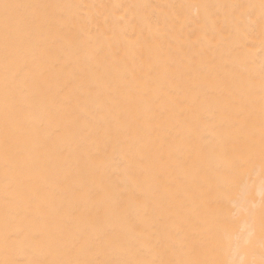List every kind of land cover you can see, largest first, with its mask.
<instances>
[{"label":"bare ground","instance_id":"obj_1","mask_svg":"<svg viewBox=\"0 0 264 264\" xmlns=\"http://www.w3.org/2000/svg\"><path fill=\"white\" fill-rule=\"evenodd\" d=\"M78 1L33 0L63 69L34 84L65 195L43 220L4 213L0 264H263L264 0ZM16 183L4 203L26 198Z\"/></svg>","mask_w":264,"mask_h":264},{"label":"rangeland","instance_id":"obj_2","mask_svg":"<svg viewBox=\"0 0 264 264\" xmlns=\"http://www.w3.org/2000/svg\"><path fill=\"white\" fill-rule=\"evenodd\" d=\"M90 7L88 2L78 1L83 16L89 15ZM33 8V0H0V221L4 213L17 217L27 210L32 212L30 217L43 220L50 211L48 197L55 196V200L61 202L65 195V189L53 182V160L48 147L57 127L50 118L51 108L36 106L34 84L38 68L46 71L50 64H54L60 68L57 72H63V69L61 61L56 60L58 56L53 62L46 56L45 42L35 43ZM44 16L49 21L50 16ZM94 31L93 27H86V34L90 38H93ZM38 35L44 36V33ZM56 88L63 91L58 82ZM95 113L94 109L89 116ZM59 145L64 146L63 138L59 139ZM122 159L120 152L111 153L105 165L109 168L117 167ZM59 173H62L61 168ZM13 181L23 185L26 198L20 202L4 203L9 198L7 185ZM20 232L21 228L16 223L8 234L15 236ZM176 234L180 236L179 231ZM178 241L179 237H176ZM43 242L35 250L44 253L45 238ZM28 243L26 241V245ZM24 246L15 244L12 250L21 256ZM137 248L145 251L141 245ZM122 255L127 262L133 260L129 250ZM60 259H63L62 254Z\"/></svg>","mask_w":264,"mask_h":264},{"label":"snow or ice","instance_id":"obj_3","mask_svg":"<svg viewBox=\"0 0 264 264\" xmlns=\"http://www.w3.org/2000/svg\"><path fill=\"white\" fill-rule=\"evenodd\" d=\"M5 7H8L7 5H5Z\"/></svg>","mask_w":264,"mask_h":264}]
</instances>
